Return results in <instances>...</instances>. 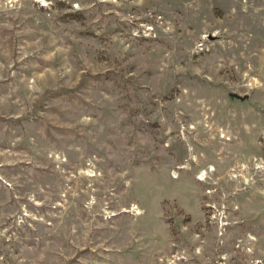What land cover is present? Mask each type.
I'll list each match as a JSON object with an SVG mask.
<instances>
[{"label":"rangeland","instance_id":"rangeland-1","mask_svg":"<svg viewBox=\"0 0 264 264\" xmlns=\"http://www.w3.org/2000/svg\"><path fill=\"white\" fill-rule=\"evenodd\" d=\"M0 264H264V0H0Z\"/></svg>","mask_w":264,"mask_h":264},{"label":"water","instance_id":"water-1","mask_svg":"<svg viewBox=\"0 0 264 264\" xmlns=\"http://www.w3.org/2000/svg\"><path fill=\"white\" fill-rule=\"evenodd\" d=\"M230 98H237V99L243 100V98H240L239 96L234 95V94H230Z\"/></svg>","mask_w":264,"mask_h":264}]
</instances>
